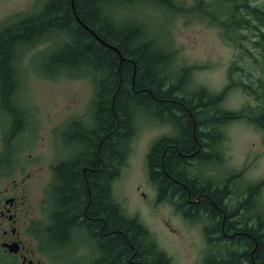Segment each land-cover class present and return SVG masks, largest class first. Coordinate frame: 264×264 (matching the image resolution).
Instances as JSON below:
<instances>
[{"label":"trees","instance_id":"16d2710c","mask_svg":"<svg viewBox=\"0 0 264 264\" xmlns=\"http://www.w3.org/2000/svg\"><path fill=\"white\" fill-rule=\"evenodd\" d=\"M135 1H153L175 10L170 0H41L36 3L38 10L0 34L3 99L11 97L9 61L21 43L28 48L49 41L54 48L57 41L60 48L55 47L41 72L87 77L94 88L87 114L90 125H81L80 118L85 116L74 119L70 130L63 129L71 134V146L77 147L69 160L60 159L66 166L59 171L43 227L59 241L71 229L89 228L104 256L97 264H169L147 228L123 213L111 188L134 135L132 116L146 110L152 112L155 123L174 124L172 134L161 135L149 148L147 175L159 200L170 201L186 219L204 221L201 264H264V209L256 207L255 201L259 183L247 185L231 201L234 175L216 182L200 176L204 181H199L193 171L197 165L211 167L218 160L219 153L210 144L218 141V126L243 113L227 111L220 104L236 82L231 80L218 93L203 86L186 89L190 70L177 69L174 50L158 44L154 36L141 40L146 32L141 19L121 16ZM195 1L192 10L199 15L215 21L231 15L224 29L239 25L250 33L241 37H250L256 56L247 50L249 69L239 67L245 74L238 86L255 100L252 119L264 131V0ZM50 32L54 38L45 37ZM159 165L163 170L156 168Z\"/></svg>","mask_w":264,"mask_h":264},{"label":"rangeland","instance_id":"374dc122","mask_svg":"<svg viewBox=\"0 0 264 264\" xmlns=\"http://www.w3.org/2000/svg\"><path fill=\"white\" fill-rule=\"evenodd\" d=\"M169 2L174 11L153 1H135L122 11L121 16H138L149 36L156 37L158 44L168 45L174 50L173 62L177 69L179 70V66H186L190 70L185 78L186 89L191 91L203 86L216 92L224 85L232 84L233 80L236 83L231 85L220 104L229 111L239 112L244 109L249 101L253 102L238 86L239 80H244L245 74L241 75L239 67L249 69L247 50L256 56V49L248 42L250 37L244 38L250 33L243 31L239 25L227 26V29H224V24L230 22L231 15L219 16L217 21L205 14L199 15L192 10L196 5L195 0ZM36 3L40 4L41 0H0V30L4 26H13L23 16L32 12ZM55 47H59L57 41L54 48L52 43H46L25 50V68L30 71L33 67L38 72L30 71L27 77H23L25 90L19 94V100L31 104L29 112L34 113L33 106L38 107L35 118L38 119L39 134L43 139L40 141L41 147L37 143L33 150L41 151L42 165L52 158L49 138L51 129L66 119L80 117L86 113L90 109L89 100L94 96L93 85L87 77H74L64 72L54 73L55 70H52V74L41 72L45 66L44 60L54 53ZM50 75L52 77L49 78ZM150 115L146 118L138 115L134 135L129 141L130 149L113 185L112 194L124 214L138 217L147 228L158 248L169 258V264H200L205 249L202 222L190 223L175 213L170 203L155 202L157 192L147 177L146 155L154 139L162 133H170V124H157ZM80 123L82 126H89V117L84 120L80 118ZM221 130L223 133L218 145L221 153L219 164L214 168L203 167V164L194 167V173L199 176L197 180L211 177L216 182L235 174L230 178L232 190L235 192L233 197H230L231 201L241 194L243 186L263 180L255 200L264 208L262 131L249 124L244 117L225 123ZM76 147L69 144L70 149L75 150ZM28 171L33 173L31 185L35 187L41 175L34 173L33 169ZM32 214L35 215L36 212Z\"/></svg>","mask_w":264,"mask_h":264},{"label":"flooded vegetation","instance_id":"af4514ba","mask_svg":"<svg viewBox=\"0 0 264 264\" xmlns=\"http://www.w3.org/2000/svg\"><path fill=\"white\" fill-rule=\"evenodd\" d=\"M9 27L4 26L0 34ZM24 45L19 44L18 51L10 56L11 97L6 100L0 96V264H97L104 256L89 228L71 229L59 241L49 228L43 227L59 171L66 166L60 164V159L69 160L73 153L69 148L71 134L66 131L70 129L63 130L59 125L50 132L53 156L49 162L42 165L41 151L33 150L37 143L41 147L43 137L35 118L38 107L33 106L34 113L29 112L31 104L19 100L20 92L25 90ZM28 169L41 175L35 187L31 185L33 173Z\"/></svg>","mask_w":264,"mask_h":264},{"label":"bare ground","instance_id":"6f19581e","mask_svg":"<svg viewBox=\"0 0 264 264\" xmlns=\"http://www.w3.org/2000/svg\"><path fill=\"white\" fill-rule=\"evenodd\" d=\"M107 18H109V16L108 17H106V19ZM114 22V21H113ZM115 23V22H114ZM147 36H149V34H148V32H145L144 31V33H143V37H142V39L141 40H143V38L144 37H147ZM45 37H52V38H54V35H53V33H51L50 32V34H48V35H46ZM98 38L102 41V42H104L99 36H98ZM56 39V38H55ZM164 65H165V63H164ZM99 88H101V84L99 85ZM141 115H143V116H147L148 114H152V112H150V111H142L141 113H140ZM138 115H139V113H137V114H135L134 116H132V120H131V126H132V128L135 126V124H136V120H137V118H138ZM173 127H174V124H173V122L169 125V129H170V133L172 134V129H173ZM80 127H78L77 129H79ZM81 129V128H80ZM84 129V128H83ZM172 136H169V138H171ZM205 137H207V140L209 141V142H212V141H210V137L209 136H207V135H205ZM158 140H160V139H158V138H156V139H154L153 141H152V143L150 144V146L149 147H151V146H153V145H155V143L158 141ZM164 140L166 141L167 139L166 138H164ZM71 141H72V138H71ZM211 144V146L213 147V149H214V151H216L217 150V140H215L213 143H210ZM73 145H75V144H73ZM211 147V148H212ZM217 161L218 160H213V162L211 163V165H214V164H216L217 163ZM156 168H158V170H163V166L162 165H159V166H157ZM160 168V169H159ZM202 176V175H201ZM126 215V214H125ZM127 217H130V218H138V217H136V216H132V215H126Z\"/></svg>","mask_w":264,"mask_h":264},{"label":"water","instance_id":"95a60500","mask_svg":"<svg viewBox=\"0 0 264 264\" xmlns=\"http://www.w3.org/2000/svg\"><path fill=\"white\" fill-rule=\"evenodd\" d=\"M120 59H122V57H120Z\"/></svg>","mask_w":264,"mask_h":264}]
</instances>
